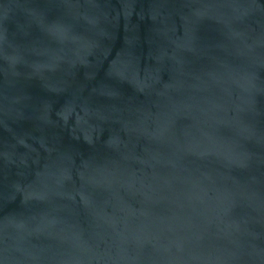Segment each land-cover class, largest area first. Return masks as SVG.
Listing matches in <instances>:
<instances>
[{"label": "water", "instance_id": "95a60500", "mask_svg": "<svg viewBox=\"0 0 264 264\" xmlns=\"http://www.w3.org/2000/svg\"><path fill=\"white\" fill-rule=\"evenodd\" d=\"M0 264H264V0H0Z\"/></svg>", "mask_w": 264, "mask_h": 264}]
</instances>
